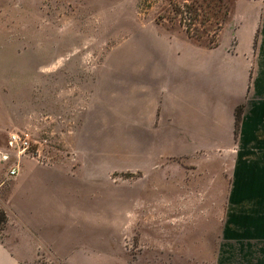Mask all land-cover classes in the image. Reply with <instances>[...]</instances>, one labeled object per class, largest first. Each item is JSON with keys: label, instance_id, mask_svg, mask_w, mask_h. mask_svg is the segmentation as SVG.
I'll return each instance as SVG.
<instances>
[{"label": "rangeland", "instance_id": "374dc122", "mask_svg": "<svg viewBox=\"0 0 264 264\" xmlns=\"http://www.w3.org/2000/svg\"><path fill=\"white\" fill-rule=\"evenodd\" d=\"M234 2L0 0V148L27 132L49 163L73 155L99 177L84 196L98 242L73 254L88 262L35 264H264L263 152H242L240 131L209 157L182 150L189 131L139 127L162 90L146 79L148 38L184 30L216 46Z\"/></svg>", "mask_w": 264, "mask_h": 264}, {"label": "crops", "instance_id": "0c3cea01", "mask_svg": "<svg viewBox=\"0 0 264 264\" xmlns=\"http://www.w3.org/2000/svg\"><path fill=\"white\" fill-rule=\"evenodd\" d=\"M233 7L216 46H202L184 30L148 38L146 79H151L155 93L162 90L159 97L152 92L146 99L139 127L189 131L191 141L186 139L182 148L187 153L202 150L210 157L218 142L231 146L234 131H240L242 152L264 154V0H235ZM244 103L238 122L236 111ZM71 157L68 164H42L22 155L14 158L11 152L7 161H0V208L7 216L0 232V264L51 258L88 262L82 253L75 258L73 254L83 243L93 241L94 247L98 242V229L92 232L87 226L88 216L99 212L86 206L84 196L89 182L97 184L99 177ZM189 164L193 169L217 166L211 159H192ZM15 165L18 175L10 176Z\"/></svg>", "mask_w": 264, "mask_h": 264}, {"label": "built area", "instance_id": "2783aa9c", "mask_svg": "<svg viewBox=\"0 0 264 264\" xmlns=\"http://www.w3.org/2000/svg\"><path fill=\"white\" fill-rule=\"evenodd\" d=\"M9 150H17V155L27 156L33 159H36L38 162L42 164H48L49 161L47 160L46 156L40 149H36L32 151L33 144L30 137V134L25 133H18L14 132L10 134L9 143H8ZM11 152H2L0 151V161H7L10 158ZM19 172L18 165L13 166L9 170L10 176H17Z\"/></svg>", "mask_w": 264, "mask_h": 264}, {"label": "trees", "instance_id": "16d2710c", "mask_svg": "<svg viewBox=\"0 0 264 264\" xmlns=\"http://www.w3.org/2000/svg\"><path fill=\"white\" fill-rule=\"evenodd\" d=\"M241 110L242 108L239 107L236 111L237 120H239V117H241ZM7 221L6 213L0 208V225H3Z\"/></svg>", "mask_w": 264, "mask_h": 264}]
</instances>
